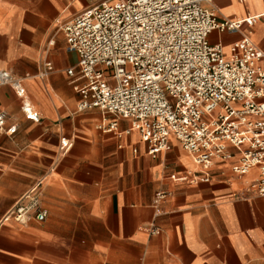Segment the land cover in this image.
<instances>
[{
    "label": "crops",
    "instance_id": "0c3cea01",
    "mask_svg": "<svg viewBox=\"0 0 264 264\" xmlns=\"http://www.w3.org/2000/svg\"><path fill=\"white\" fill-rule=\"evenodd\" d=\"M104 1L0 0V70L26 88L20 96L0 84V264H264V196L249 190L257 170L238 175L216 160L209 182L172 180L198 169L180 142L155 157L138 131L126 133L130 120L79 110L68 74L79 55L62 27ZM211 5L232 20L256 18L214 31L213 43L230 55L249 35L264 48V0ZM115 120L118 130H107ZM38 184L47 218L17 221L11 210ZM160 190L170 196L157 204Z\"/></svg>",
    "mask_w": 264,
    "mask_h": 264
},
{
    "label": "built area",
    "instance_id": "2783aa9c",
    "mask_svg": "<svg viewBox=\"0 0 264 264\" xmlns=\"http://www.w3.org/2000/svg\"><path fill=\"white\" fill-rule=\"evenodd\" d=\"M255 19L222 17L211 0H106L83 11L62 27L79 55L68 70L82 95L79 110L98 108L130 120L126 133L138 131L155 157L171 150L174 139L180 142L198 169L172 173V180L209 182L216 160L232 162L235 174L258 171L249 190L264 196V48L247 35L228 55L211 41L214 31H238ZM0 84L26 94L22 79L9 71L0 70ZM24 111L40 120L29 103ZM5 126L1 112L0 129ZM118 127L115 120L107 130ZM169 196L160 190L156 203ZM10 215L22 223L47 218L39 184Z\"/></svg>",
    "mask_w": 264,
    "mask_h": 264
},
{
    "label": "rangeland",
    "instance_id": "374dc122",
    "mask_svg": "<svg viewBox=\"0 0 264 264\" xmlns=\"http://www.w3.org/2000/svg\"><path fill=\"white\" fill-rule=\"evenodd\" d=\"M211 41H213V40H211Z\"/></svg>",
    "mask_w": 264,
    "mask_h": 264
}]
</instances>
